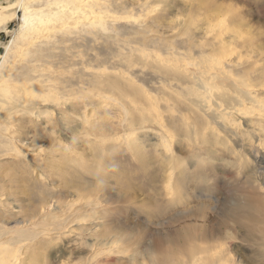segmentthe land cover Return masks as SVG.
Masks as SVG:
<instances>
[{
    "label": "rangeland",
    "instance_id": "1",
    "mask_svg": "<svg viewBox=\"0 0 264 264\" xmlns=\"http://www.w3.org/2000/svg\"><path fill=\"white\" fill-rule=\"evenodd\" d=\"M85 1L0 0L7 262L264 264V0Z\"/></svg>",
    "mask_w": 264,
    "mask_h": 264
},
{
    "label": "bare ground",
    "instance_id": "2",
    "mask_svg": "<svg viewBox=\"0 0 264 264\" xmlns=\"http://www.w3.org/2000/svg\"><path fill=\"white\" fill-rule=\"evenodd\" d=\"M31 1L32 0H19V2L17 4L21 6L22 23H23V25L27 29H29L30 31H33L34 30L33 27H35L38 23L36 21L31 20V17L29 16L30 13H31L30 12V7H29L30 4H31ZM68 1L71 2V3H75L76 2L79 6H80L81 3L86 2L85 0H68ZM72 5H74V4H72ZM74 7L77 8V5L76 6L74 5L73 8ZM73 8H68L66 6H59V4L58 5L56 4L54 9H52L48 13L49 14H54V16L55 15H59V14L72 16L74 14V9ZM1 10H6V8H3ZM207 75H208L207 78L210 79V80H213L215 78H216V80L219 79L218 74L216 72L213 73L211 70L207 73ZM220 80L222 81L223 79L220 78L218 81H220ZM206 86H204V85H200L199 86V90L200 91H205L204 95L209 92V87L207 86L208 87L207 88ZM4 95L9 99L10 104L7 107H5V108L0 109V119L7 118V116L12 115V114L16 115V111H24L28 116L34 117L37 120H42L44 118V116L47 115L46 114L47 112L44 113L45 115L40 112L39 102L38 101L34 100L33 98H29L28 93H27V88L25 86H16V85H13V86H10V85L0 86V97H2ZM195 101H197L198 103L201 104L203 110L206 109V107H207L206 104L208 102L207 99H205L203 101V100H201V98L199 96H195ZM238 102H239V100H238ZM207 110H209V109H207ZM212 116L217 119V117H219V114H217L216 112H213ZM7 131H9V130H7ZM9 132H11V131H9ZM25 145H27V144L25 143ZM17 148H21V151H24L23 145H19V146L17 145ZM1 235H0V237H1ZM9 255H10V252H9L8 249L7 250H1L0 251V262H1L0 264H11V262L10 263L7 262V259L10 258ZM15 256H17V254ZM17 261L18 260H16V262ZM14 263H15V261H14Z\"/></svg>",
    "mask_w": 264,
    "mask_h": 264
},
{
    "label": "water",
    "instance_id": "3",
    "mask_svg": "<svg viewBox=\"0 0 264 264\" xmlns=\"http://www.w3.org/2000/svg\"><path fill=\"white\" fill-rule=\"evenodd\" d=\"M0 55H3V51L2 50L0 51Z\"/></svg>",
    "mask_w": 264,
    "mask_h": 264
}]
</instances>
